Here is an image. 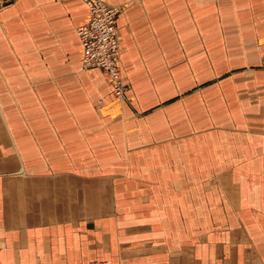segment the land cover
<instances>
[{
  "label": "crops",
  "instance_id": "crops-1",
  "mask_svg": "<svg viewBox=\"0 0 264 264\" xmlns=\"http://www.w3.org/2000/svg\"><path fill=\"white\" fill-rule=\"evenodd\" d=\"M106 1L117 116L83 0H0V264H264V0Z\"/></svg>",
  "mask_w": 264,
  "mask_h": 264
},
{
  "label": "built area",
  "instance_id": "built-area-1",
  "mask_svg": "<svg viewBox=\"0 0 264 264\" xmlns=\"http://www.w3.org/2000/svg\"><path fill=\"white\" fill-rule=\"evenodd\" d=\"M90 9V17L79 24L77 35L82 44V66H99L106 70L112 80L110 95L113 101L125 98L126 81L122 75L120 38L118 37L117 16L122 6L106 0H83ZM102 98L97 99L101 107ZM73 264H110L108 260L77 261Z\"/></svg>",
  "mask_w": 264,
  "mask_h": 264
},
{
  "label": "rangeland",
  "instance_id": "rangeland-1",
  "mask_svg": "<svg viewBox=\"0 0 264 264\" xmlns=\"http://www.w3.org/2000/svg\"><path fill=\"white\" fill-rule=\"evenodd\" d=\"M120 6H122V11H123L125 7L123 6V4L120 5ZM122 75H123V71H122ZM123 79L125 80L124 75H123ZM125 87H126L125 88V98L122 101H113V97H112V95H110V92H109V95H110L111 99H109V101H107V102L103 101L101 103V107L98 106V103H97V100H96L95 105H94L95 110H98L101 114H104V115L108 114L110 116L111 115H113V116L116 115L117 116V115L122 114L124 112L123 107L125 105V102L129 101L128 94H126L127 90L130 89V84H129L128 81H126ZM111 88H112V86H111ZM43 264H46V263L43 262Z\"/></svg>",
  "mask_w": 264,
  "mask_h": 264
},
{
  "label": "bare ground",
  "instance_id": "bare-ground-1",
  "mask_svg": "<svg viewBox=\"0 0 264 264\" xmlns=\"http://www.w3.org/2000/svg\"><path fill=\"white\" fill-rule=\"evenodd\" d=\"M85 4H86V2H85ZM87 5V4H86ZM87 7H88V5H87ZM78 36V35H77ZM103 100V99H102Z\"/></svg>",
  "mask_w": 264,
  "mask_h": 264
}]
</instances>
